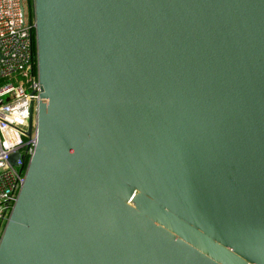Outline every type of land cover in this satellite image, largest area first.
Wrapping results in <instances>:
<instances>
[{"label":"water","instance_id":"obj_1","mask_svg":"<svg viewBox=\"0 0 264 264\" xmlns=\"http://www.w3.org/2000/svg\"><path fill=\"white\" fill-rule=\"evenodd\" d=\"M34 17L37 142L0 264H264V0Z\"/></svg>","mask_w":264,"mask_h":264},{"label":"built area","instance_id":"obj_2","mask_svg":"<svg viewBox=\"0 0 264 264\" xmlns=\"http://www.w3.org/2000/svg\"><path fill=\"white\" fill-rule=\"evenodd\" d=\"M35 30L31 0H0V241L37 142L35 127L26 134L42 93Z\"/></svg>","mask_w":264,"mask_h":264},{"label":"trees","instance_id":"obj_3","mask_svg":"<svg viewBox=\"0 0 264 264\" xmlns=\"http://www.w3.org/2000/svg\"><path fill=\"white\" fill-rule=\"evenodd\" d=\"M31 11H32V14L34 16V0H31ZM35 48H36V51H37L36 30H35Z\"/></svg>","mask_w":264,"mask_h":264},{"label":"flooded vegetation","instance_id":"obj_4","mask_svg":"<svg viewBox=\"0 0 264 264\" xmlns=\"http://www.w3.org/2000/svg\"><path fill=\"white\" fill-rule=\"evenodd\" d=\"M34 122L36 123V115H34Z\"/></svg>","mask_w":264,"mask_h":264}]
</instances>
